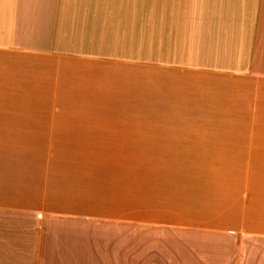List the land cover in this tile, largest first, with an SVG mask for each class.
Instances as JSON below:
<instances>
[{
	"label": "crops",
	"instance_id": "0c3cea01",
	"mask_svg": "<svg viewBox=\"0 0 264 264\" xmlns=\"http://www.w3.org/2000/svg\"><path fill=\"white\" fill-rule=\"evenodd\" d=\"M0 264H264V0H0Z\"/></svg>",
	"mask_w": 264,
	"mask_h": 264
},
{
	"label": "rangeland",
	"instance_id": "374dc122",
	"mask_svg": "<svg viewBox=\"0 0 264 264\" xmlns=\"http://www.w3.org/2000/svg\"><path fill=\"white\" fill-rule=\"evenodd\" d=\"M166 245H167L166 248H162L163 250H165L164 255H166V256L168 255V256L171 257V255H172L171 242L167 243ZM146 246L147 245H144V246L143 245H138V246H136L134 244V246L132 247V255H134V256L137 255L138 257L142 256L144 258L153 259V257H150V256L155 255V253H153V252L157 251V249H155L154 247H149V248L146 249ZM111 248L114 249V250H112V252L116 251V250L118 251V249L115 248V247H111ZM122 254L128 255L127 250H126V253H122Z\"/></svg>",
	"mask_w": 264,
	"mask_h": 264
}]
</instances>
